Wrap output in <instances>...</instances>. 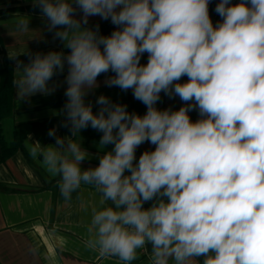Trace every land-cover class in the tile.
Listing matches in <instances>:
<instances>
[{"label": "clouds", "instance_id": "9594fccd", "mask_svg": "<svg viewBox=\"0 0 264 264\" xmlns=\"http://www.w3.org/2000/svg\"><path fill=\"white\" fill-rule=\"evenodd\" d=\"M32 3L70 51L29 54L28 63L18 59L27 51L10 53L13 84L22 101L51 95L49 82L67 64L62 126L71 134L53 127L55 143L34 141L31 154L59 177L65 202L82 183L101 194L84 246L123 264L147 245L149 264H264V0H219L215 25L210 0ZM91 16L117 27L101 35L99 25L85 26ZM19 30H30L29 19ZM109 72L106 85L131 89L143 115L103 94L93 111L85 97ZM162 92L183 106L159 109ZM88 127L104 150L98 166L83 168L92 159L80 135ZM145 142L154 148L137 159Z\"/></svg>", "mask_w": 264, "mask_h": 264}, {"label": "crops", "instance_id": "0c3cea01", "mask_svg": "<svg viewBox=\"0 0 264 264\" xmlns=\"http://www.w3.org/2000/svg\"><path fill=\"white\" fill-rule=\"evenodd\" d=\"M239 0H232L238 3ZM15 7H20L16 8ZM22 7V8H21ZM82 13L77 12L79 19ZM29 19L27 32L19 30V21ZM221 20L216 13L213 24ZM99 25L101 35H110L116 29L111 20L100 16H91L86 27L95 29ZM54 31H49L47 22L42 18L38 7H33L32 0H0V71L6 66L12 68L13 79L16 78V60H10V53L28 54L18 57L28 63L29 54L37 52L46 54L49 51L70 50L64 48L59 38H54ZM147 53L141 58V63H147ZM67 64L63 73L53 76L49 82L55 87L51 95L37 93L26 101L17 96V90L12 82L10 92V111L1 117L0 135L2 143L8 152L18 138L21 144L8 156L0 160V264H123L118 258H101L98 254L84 246L88 238L87 227L92 218V209L102 210L101 194L92 185H81L72 193V199L63 200L58 187L59 177L51 174L42 163V157L33 156L31 149L34 141L43 145L54 144L55 138L48 136L49 129L55 127L57 135H70V128L63 127L66 116L62 109L67 101L64 95L67 84ZM114 73L101 74L97 78L99 85L85 97L91 102L93 111L99 110L96 99L101 95L108 96L114 103L127 105L129 112L143 115L146 106L133 96L132 90L122 91L118 87H109L105 80ZM187 80L182 77L181 82ZM184 102L178 96L170 98L161 93L157 107L161 110L171 108L178 110ZM191 119H199L198 110L189 113ZM45 122L50 124L47 127ZM35 124L38 132L27 131L24 136L18 132L23 125ZM39 133V134H38ZM83 138L82 146L91 154L92 159L82 162L83 168L98 166L99 156L102 155L98 145L101 135L97 130L88 127L80 133ZM79 142L80 136L70 137ZM109 149L111 145L107 146ZM153 145L145 142L136 151V157L145 150H152ZM101 151V152H100ZM6 152V154H7ZM3 150L0 143V158ZM149 204H145L148 207ZM151 246L139 250L138 259L131 264H148ZM202 261V258H199Z\"/></svg>", "mask_w": 264, "mask_h": 264}, {"label": "trees", "instance_id": "16d2710c", "mask_svg": "<svg viewBox=\"0 0 264 264\" xmlns=\"http://www.w3.org/2000/svg\"><path fill=\"white\" fill-rule=\"evenodd\" d=\"M217 3H219V0H210L209 14H210L211 19H213L214 15L216 14L215 7H216ZM16 8L18 9L20 7H15V9ZM12 79H13L12 68L10 66H6L3 70L0 71V120H1L2 116L8 114L10 111L9 97H10V92H11V87H12V82H13ZM42 124H45L47 127H49L48 125L50 123L45 122ZM30 130H33L37 133L38 132L37 125H35V124L23 125L21 128L19 127L18 132L22 133V135L24 136V134ZM100 136L101 135H96V137H100ZM0 143H1V148L3 150L2 157L0 158V160H3L16 147H18L21 144V142L19 141V138H18L17 142L16 143L14 142V145H11L8 152H7L4 143H2L1 135H0ZM6 152H7V154H6Z\"/></svg>", "mask_w": 264, "mask_h": 264}, {"label": "built area", "instance_id": "2783aa9c", "mask_svg": "<svg viewBox=\"0 0 264 264\" xmlns=\"http://www.w3.org/2000/svg\"><path fill=\"white\" fill-rule=\"evenodd\" d=\"M149 264V263H148Z\"/></svg>", "mask_w": 264, "mask_h": 264}]
</instances>
